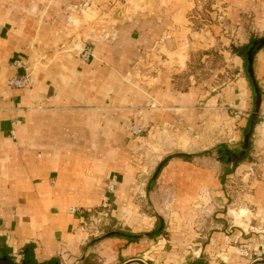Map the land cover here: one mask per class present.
Listing matches in <instances>:
<instances>
[{
	"label": "crops",
	"instance_id": "crops-1",
	"mask_svg": "<svg viewBox=\"0 0 264 264\" xmlns=\"http://www.w3.org/2000/svg\"><path fill=\"white\" fill-rule=\"evenodd\" d=\"M216 1L232 22L255 6V0ZM73 2L79 0H0V256L29 264H124L138 257L152 264H249L235 251L238 241L264 258V181L246 195L256 232L236 218L231 234L216 223L203 235L199 213L223 207L217 172L175 156L148 190L147 167L131 157L142 137L127 125L139 116L149 131L176 119L198 130L203 117L228 116L216 110L220 93L207 96L199 84L181 90L172 81L189 59L183 37L194 0H95L76 10ZM166 33L168 39L157 40ZM88 38L93 56L83 60L79 49ZM234 54L243 71V58ZM17 58L30 74L25 88L8 85ZM254 72L264 114V48ZM244 78L232 80L221 103L239 110L253 105ZM256 133L264 145V121ZM110 178L112 191L104 188ZM165 190L173 201L167 230L150 236L159 221L154 208L142 207L164 198ZM107 201L117 231L136 238L88 239L87 211Z\"/></svg>",
	"mask_w": 264,
	"mask_h": 264
},
{
	"label": "rangeland",
	"instance_id": "rangeland-1",
	"mask_svg": "<svg viewBox=\"0 0 264 264\" xmlns=\"http://www.w3.org/2000/svg\"><path fill=\"white\" fill-rule=\"evenodd\" d=\"M94 2L95 0H79V3L73 2L71 5H73L74 10L86 9L92 6ZM258 3V0H255V6L250 8L247 6V9L240 13L239 20L232 22L227 17L228 10L223 3L216 0H194L192 8L187 14L190 30L183 37L186 45H191L189 59L182 63L184 67L182 72L172 77L173 84L177 89L186 90L191 85L199 84L202 85L200 86L201 88L208 91L207 96L212 94L217 96L220 93L215 105L217 107L216 110L219 113L227 114L231 118L219 116L218 119L216 118L212 122L203 117L197 123L198 130L190 123H182L179 119H176L160 125L156 130L149 131L148 125L138 123L141 120V116L137 118L138 122L133 121L127 125V129L132 136L136 137V139L142 137L130 149V153L133 161L147 167V174L142 177V182L143 184L147 183V187L158 163L168 154L182 153L183 151L195 155L192 159H194L197 166L212 168L221 177L223 195L220 197L221 201H223V207L212 206L215 212L211 209L199 213L198 223L204 227L202 230L203 235L205 233L209 234L216 223L218 225L221 224V230H226V233L231 234L236 227L234 222L236 218L239 219L240 223H248L247 231L256 232V227L250 223L251 215H253L254 211L246 199V195L252 191L257 181H264V145L259 142V136L256 133L257 125L264 121V114L261 112L262 100L257 123L251 136V148L246 158L237 163V166L221 164L216 159L214 148L219 144L238 148L244 141L243 129L253 110V105L247 107L246 104V108L241 106L242 110H239V108L228 107L227 104L221 103V100L226 101L224 99L225 93H222V91L230 86L233 82L232 80L236 81L244 74L246 78L244 79L247 81L251 91L244 65L243 71L238 70L233 48L247 43L253 38L264 36V8H261ZM212 15L214 16L212 17ZM215 25L219 27L217 30L214 28ZM167 34L165 36L161 35L157 40L165 39V37L168 39ZM103 38H108V35L104 34ZM198 42L203 45H198ZM92 47L90 38L86 39L84 46L79 49L80 58L83 60L90 59L93 56ZM85 50L89 51L88 56H83ZM250 97L253 101L252 91L247 99ZM198 106L203 108L205 105ZM202 108L197 110L201 111ZM134 123L143 127L139 134L132 133L130 130V126ZM200 153L204 154L199 155ZM225 168L227 171L230 169L229 173L224 171ZM110 179L105 182L104 188L106 190H108L106 185ZM155 181L150 190H153ZM171 193L170 190H165L164 198L158 202L154 200V203L146 202L142 207L144 210L147 209L146 206H148V210H153L154 208L158 221L160 218L163 221L161 234L167 230L169 216L172 212L169 206L173 202ZM209 205H214L212 199L209 201ZM111 208V204L107 201L87 211L83 224L88 231V239L90 241L100 239L108 233L120 229V225L111 214ZM243 209L246 212L242 211ZM216 212L221 213V216L215 217ZM233 245L236 246L237 249L235 251L239 255L250 260L249 264H264V258L258 259L251 254L247 242L236 241ZM151 262H154V260L138 257L124 264H152Z\"/></svg>",
	"mask_w": 264,
	"mask_h": 264
},
{
	"label": "water",
	"instance_id": "water-1",
	"mask_svg": "<svg viewBox=\"0 0 264 264\" xmlns=\"http://www.w3.org/2000/svg\"><path fill=\"white\" fill-rule=\"evenodd\" d=\"M264 48V36L259 37L258 39L254 40L253 42L250 43L244 57V67H245V73L247 80L249 82L251 91H252V96H253V110L249 115V118L247 120V123L243 129V137L244 141L238 148H231L226 144H219L217 145L218 147L216 148V159L219 163L221 164H230V163H239L243 161L246 156L249 153V150L251 148V136L254 130V127L257 123V117L259 114V108H260V103L262 100V91L261 88L258 84V81L255 77V72H254V59L256 54ZM180 155H185V156H190L191 154L189 153H171L166 155L157 165L155 171L153 172L151 178L149 179L148 182V189L150 190L153 182L156 180L157 176L159 175L161 169L164 167V165L173 157L175 156H180ZM159 226L157 229L153 232L148 233L150 236L157 235L161 233L163 230V221L159 220ZM123 235L127 238H136L137 235L134 234H129V233H123L119 231H114L111 233H108L107 235ZM106 236V235H105ZM0 264H29L28 261H23L22 263H17L15 262L10 256H0Z\"/></svg>",
	"mask_w": 264,
	"mask_h": 264
},
{
	"label": "built area",
	"instance_id": "built-area-1",
	"mask_svg": "<svg viewBox=\"0 0 264 264\" xmlns=\"http://www.w3.org/2000/svg\"><path fill=\"white\" fill-rule=\"evenodd\" d=\"M89 51L85 50L83 56H88ZM13 65L16 68V72L8 79V85L12 88H25L28 87L31 83L30 74L27 70V66L25 65V61L17 58L13 61ZM130 130L132 133L139 134L143 127L141 125H138L134 123L130 126ZM114 179H110L107 182V189L109 191H112L114 189Z\"/></svg>",
	"mask_w": 264,
	"mask_h": 264
},
{
	"label": "trees",
	"instance_id": "trees-1",
	"mask_svg": "<svg viewBox=\"0 0 264 264\" xmlns=\"http://www.w3.org/2000/svg\"><path fill=\"white\" fill-rule=\"evenodd\" d=\"M256 39H258V38H253V39L249 40L247 43H244V44H241L239 46L234 47L233 48V52L236 53V54H238V55H240L243 58L244 55H245V53H246V51H247V49H248V47H249V45H250V43L253 42ZM217 147L218 146H216L214 148L215 151H216V148ZM202 154H204V153H200L199 155H202ZM180 156H184V158H186V159H192L195 155H190V156L180 155ZM230 164H232L233 166H237L238 165L237 163H230ZM224 171H226L227 173H229L230 169L227 171V169L225 168ZM156 229H157V227L153 231H155ZM153 231H151V232H153ZM191 264H200V261H194Z\"/></svg>",
	"mask_w": 264,
	"mask_h": 264
}]
</instances>
